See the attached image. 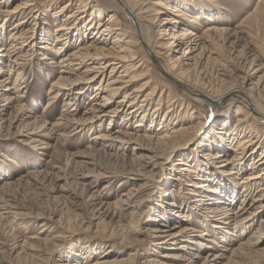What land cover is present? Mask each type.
I'll list each match as a JSON object with an SVG mask.
<instances>
[{
    "label": "bare ground",
    "instance_id": "obj_1",
    "mask_svg": "<svg viewBox=\"0 0 264 264\" xmlns=\"http://www.w3.org/2000/svg\"><path fill=\"white\" fill-rule=\"evenodd\" d=\"M8 2L0 0V27L4 36L3 40L0 36V133L19 139L27 137L26 146L29 149L46 153L52 148L48 141L51 138L45 135L46 132H59L57 140L62 144L67 139L93 131L95 127L101 128L107 122L109 126L106 130L90 137L93 143L91 147L86 146L70 156L78 166L73 176L77 185L88 181L94 189L101 180L110 181L100 191L95 189L89 194L87 205L90 220L101 219L105 224L112 222V227L114 223L122 225V222H128L127 218H142L148 213L144 208L153 211L147 207V203L157 187L159 174L167 170L170 158L190 131L188 125H177L175 120L182 117L192 119V107L195 105L211 109L227 102L229 108H235L234 123L228 117L221 120L217 127L212 126L209 133L213 136L206 137L210 138L205 139L207 145L202 141L196 147L199 155L190 160L189 157L179 160L177 165L182 167L178 168V178L174 181L186 185L182 177L186 179L193 174L189 181L190 188L186 193L179 192L177 200L172 198V202L162 203L160 210L155 211L157 218L151 221L145 235L150 238L152 248L169 251L163 257L171 260L169 262L174 261L172 264H248L257 256L264 264V129L259 130L260 124L264 123V82H261L264 74L258 76L254 85L251 83L264 69L259 62L260 59L264 60V56L255 47H244L245 51L236 49L243 33L240 26L224 30L208 25L199 34L200 18H189L188 13L182 14L168 0L153 2L158 7L155 15H166L161 22L157 21L156 16L152 19L143 16V0H19L12 9L8 7ZM74 5H79V9L70 13ZM263 5L264 0H257L252 13L245 18L262 17ZM40 6H44L45 13L53 11L49 14V24L45 20L44 25L55 28V34L51 33L54 40H50L51 35L48 34L40 44L51 45L57 55L49 60L43 59L48 60L46 66L51 74L59 69L48 89L46 110L52 109L59 99L70 98L50 128L45 126L44 120L33 117V112L23 107L21 102L25 96L20 94L21 89L27 88L20 70L27 63L28 52L35 47L31 43L33 35H30L33 28L27 25L32 20L31 25L36 26V20L42 16L38 10ZM88 10L91 12L86 20ZM104 10L109 11L105 23L102 20L106 13ZM191 10L195 11V7ZM202 11L201 7L197 8V12ZM219 12L213 14L217 16ZM117 14L123 15L124 23L119 21ZM154 29L157 37L152 38ZM6 32L9 34L5 38ZM217 34L224 36L226 43H229L232 49L229 52L237 53L242 60L239 64L244 73L241 77L235 76L238 80L234 78L225 82L221 79L223 75L216 74V71L212 79L208 77L205 69L208 61L214 59L212 54L218 56L215 47L218 41L212 38ZM73 39H76L77 46L68 52ZM26 47L29 48L26 50ZM166 50L169 52L166 53ZM144 58H148L159 72L153 75L155 70L144 64ZM191 61L193 64H190ZM4 63L9 70L6 76L3 75ZM15 71L12 82L10 76ZM251 71L252 74L249 73ZM138 81L141 83L134 86ZM167 81L175 86V91L183 89V94L172 93L174 90L165 83ZM92 88L95 91L89 98L90 103L79 118L74 117L80 102L84 101L85 94ZM121 94L122 97L115 100ZM164 108L166 112L158 123V113ZM9 109H15V112H9ZM174 113L178 118L172 123ZM120 116L118 129L115 130V121ZM138 117L135 132L122 130ZM172 124L177 126L167 128ZM31 136L40 137V140ZM124 148L138 149L144 153L138 166L142 172L134 169L128 161L126 165L129 168L123 166L124 170L120 169V172L106 168L104 162L121 158L113 150ZM146 169L149 171L144 172ZM132 176L133 181L141 180L142 186L136 188L132 184V187L111 199L101 194L109 189L111 180L122 181L119 187ZM46 177L41 172H29L13 182L3 180L0 186V210L16 217L7 210L12 209L9 203L14 200L12 194L15 185L24 186L31 182L37 189H42L47 183ZM54 180L63 178L56 176ZM82 186L81 193L90 192V187ZM71 192L73 199L79 198L76 192ZM169 196L175 195L170 193ZM238 200L241 202L235 205ZM194 215L196 220H200L199 227L191 224ZM218 247L219 250H216ZM204 250L207 251L202 255ZM96 253L93 252V255L96 256ZM110 262L91 261L89 258L83 264ZM149 262L154 264L153 261Z\"/></svg>",
    "mask_w": 264,
    "mask_h": 264
},
{
    "label": "rangeland",
    "instance_id": "obj_2",
    "mask_svg": "<svg viewBox=\"0 0 264 264\" xmlns=\"http://www.w3.org/2000/svg\"><path fill=\"white\" fill-rule=\"evenodd\" d=\"M154 1L156 0H143L144 4L141 7L142 11L144 12L143 16L145 15L144 17L148 19H152L156 16L157 21L161 22L162 19L166 18V15L165 13L155 15L156 9H158V7L153 5ZM160 1L165 2V0ZM18 2L19 0H9L8 7L12 9V7H14ZM168 2H170L171 5H173L174 8H177L182 14L188 13L189 18L191 16L200 18L198 19L201 23L199 34H201L203 29L208 25H215L219 28H224V30H230L234 27L240 26V29L243 33L240 35L242 37L241 40L236 44V49L239 51H245L244 49L246 48L254 49L253 47H255V49L264 56V14L258 19L245 18L247 17L248 13H252L256 7L255 5L257 0H168ZM61 5L62 4H60V6ZM194 7L195 11L191 10V8ZM198 7H201L203 11L197 12ZM262 7V11H264V5ZM78 9L79 5H74L70 8V13ZM38 10H40L42 16L36 20V26L34 27L31 25L32 20H30L31 22L29 21L27 25L28 28H33L32 34L30 35H33L34 39H32L31 43H34L35 47L32 49V51L28 52V56L26 58L27 63L23 69L20 70L22 79H26L27 84L26 90L21 89L20 94L25 96L21 102L23 107L28 111L31 110L33 112V117H38L44 120L46 124L45 126L50 128L59 117L64 103L70 98L67 100L59 99L52 109L46 110L48 102V89L50 88L51 82L54 81L55 77L57 76L59 69H57L56 73L54 72V74H51L50 71L47 70L46 65L48 60L50 58L57 57V55L55 54V51L53 50L54 48H52L51 45H47V43L40 44L41 40H46L48 34H55L53 32L55 29L54 26L50 25L49 28L47 25H44L45 20L49 24V14L53 11L45 13L44 10L46 9L44 6L38 7ZM55 10L56 9H54V11ZM218 10L220 11V14L215 16L213 13ZM104 11L106 13H104L102 20H105V23L108 19L109 11ZM90 12L91 10L86 12V20L89 18ZM116 16L121 23L125 22V20L122 19L123 15L117 14ZM1 22L2 20H0V25ZM184 25L189 26V24ZM188 28H191V26ZM155 31L156 29H154L152 32V38L157 37V33ZM2 32L3 31L0 27V36L3 40L4 36H2ZM8 34L9 33L6 32L5 38L8 36ZM212 38L218 41V47L215 46L217 51H215L219 57L216 54L211 55V57L214 59L209 60L208 65L205 68L207 74L209 75L208 77L212 79L215 75V71L216 74L218 73L223 75L221 76V79H223L225 82L235 80L237 79V76L241 77L244 71L242 70V66L239 64L242 60L238 58V55H236L237 53H232L233 51L229 52L231 46L229 47V43H226L227 40H224V36L217 34L212 36ZM50 40H48V42H50ZM52 40H54V38H52ZM232 41H234V39L230 42ZM5 42L7 45V39ZM75 42L76 39H73L71 42L72 44L67 50L68 52L74 50V48L77 46L75 45ZM1 45L2 43H0V47ZM28 48L29 47H26V50ZM141 52L144 53L143 51ZM168 52L169 51L166 50V53ZM44 57L48 60L43 59ZM144 61L145 65L151 66L155 70L153 75L156 74V71L158 70L155 68L152 62L148 58H144ZM259 62L260 64H263L262 68H264V60L261 61L260 59ZM259 62H256V64H259ZM234 63L238 64L235 65ZM190 64H193V62L191 61ZM6 65L7 64L4 65V76L9 73L8 66ZM260 72L261 73H258L253 78V80H251L253 85L257 82L259 78L258 76L264 74V69H262ZM249 73L252 74V71ZM1 76L2 75H0V78ZM15 76L16 71L10 76V80H12V82L14 81ZM262 81L264 82V77L261 79V82ZM140 83L141 81H138L134 84V86H138ZM165 83L169 84L173 90L175 89V86L172 83L168 81ZM161 89L162 88H160V90ZM94 91L95 90L92 88L85 94V99L84 101L80 102V107L78 108L77 112H74V114L76 113L74 117L79 118L81 116L85 108L90 103L89 98L94 93ZM174 92L181 95L184 91L183 89L178 88L172 93ZM121 97L122 94L116 96V99H114L118 100ZM192 108V119H188L187 117L178 118L174 113L172 120L170 121L173 123L174 119L178 118L175 120L177 122L175 124H186L190 127V131L180 142L177 152L170 158V161L166 165L167 170H164L159 174L157 187L153 190L154 193L149 198L151 201H148L147 203V207H151V210L153 211L149 212V209L144 208V210L148 213L142 215V218L139 219L137 216H134L132 219L127 218L126 221L128 222L125 223L124 221L122 222V225H120V223H114L115 226L113 225L112 227L110 226L112 222L105 224L103 220L101 221V219H95L93 221L90 220L89 215L91 213L89 205H87L89 200L88 197L90 196L89 194H91V192L95 189L101 190L102 186L110 181L101 180L94 189L91 188L93 187V184H90V182H82L81 185H85L87 188H89L91 185L92 186L90 187L91 189L89 190V193L88 191H85V193L83 191L81 193L83 186L81 187L80 184L77 185L76 181L73 179V176L78 169L76 168L78 166H75L77 162H75L73 157L70 156V154H73L78 150H84L86 146L88 147L90 145L89 147H91L93 143L90 141V137L94 133L100 132L101 130H106L109 126L107 122H105L101 128L95 127L93 131H87V133L84 135H79L73 139H67V141H63L62 144L57 140V134L59 132H56L55 134L54 132H46L45 135H48V138H51L48 141L52 146L51 150L47 151L46 153L41 150L35 151L29 149L28 146H26V143L29 140L27 137H22L19 139L17 136L11 134L7 135L3 132L0 133V186L3 185V180L13 182L23 175L25 176L29 172H41L47 175V183L42 189H37L31 182L30 184H26L24 186L15 185V191L12 194L14 197L13 201L15 203L13 201L10 202L9 206L12 209L7 210H9L10 213L16 214V217L7 215L6 213L4 214V212L0 210V264H83L86 262V260L88 261L89 258L91 261H112L109 264H152L149 261H153L154 264L157 262L159 264L161 262H164L165 264L174 263V261L169 262L171 260H167V258L163 257V255L169 253V251L152 248L149 243L150 238L147 237V234L145 235V232L147 233V230L150 228L151 221L157 218L154 216L156 213L155 211L160 210V206L163 202H172L173 199L177 200L179 197V192L186 193V191H188L190 188L189 181L191 180V177H194L193 174H190L191 176L187 177L186 179L185 177H182L186 181V185L183 182L174 181L178 178V168L182 167L177 165V163L180 162L179 160L182 157H189L188 160H190L191 157L193 158L195 155L198 156L199 152H196V147L198 146L199 142L202 141L203 144L205 143L204 145H207L208 142L205 139L209 140L210 138L206 137L213 136L209 133L211 127H217L221 124V120H224L228 117L233 124L235 121L234 117H236L235 108H229L227 102L218 108L207 109L205 106L200 107L196 105ZM11 111L15 112V109H9V112ZM165 112L166 108L158 113V119H156V122L159 123V120ZM121 116L115 121V130L118 129ZM138 120L139 117L138 119H134L132 122H130L125 128H122V130L126 133L132 131L135 132L134 126ZM177 125H168L169 127L167 128L170 129L171 127H175ZM263 129L264 123L260 124L259 127V130ZM31 137L40 140V137ZM132 147L134 146H131V148ZM131 148L113 150V153L121 158H118V160L111 159L104 162L106 168L111 171L120 172V169L122 171L124 170V167L129 168L126 165L128 161L132 164L134 169L137 168L136 170H138V172H142L138 166L139 163H142L144 158H142V156H144V153L141 150L137 149L134 151ZM229 154H231V151ZM148 171L149 169H146L144 172ZM183 173L186 172L184 171ZM247 173L248 172H245L244 174ZM56 176H61L63 180L55 181L54 178ZM132 178L134 177L132 176L125 185H120L119 187L118 184L120 181L111 180L112 182L109 184V189H106L101 194L103 197H110L111 199L115 198L117 193H121L124 189L132 187V184H135L134 187L136 188L142 186L143 182L141 180L136 179L137 181H133ZM71 191L76 192V195H78L79 198L73 199L70 195ZM170 193L171 195L174 194L175 196H169ZM240 202L241 201L238 200L235 205L239 204ZM193 219L194 221H192L191 224H195V226L199 227L200 220H196L195 215ZM105 221L108 222V220ZM31 243L33 245H31ZM33 250H37L39 252H35ZM216 250H219V247L216 248ZM206 251L207 250H204L202 255H204ZM93 252H97L96 256L93 255ZM260 258L261 257L257 256L247 263L262 264L260 262ZM181 264H186V262H182Z\"/></svg>",
    "mask_w": 264,
    "mask_h": 264
}]
</instances>
